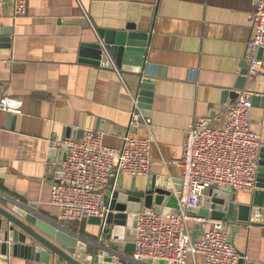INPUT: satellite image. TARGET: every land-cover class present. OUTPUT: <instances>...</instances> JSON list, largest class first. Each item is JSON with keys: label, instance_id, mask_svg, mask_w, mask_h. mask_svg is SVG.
Wrapping results in <instances>:
<instances>
[{"label": "crops", "instance_id": "1", "mask_svg": "<svg viewBox=\"0 0 264 264\" xmlns=\"http://www.w3.org/2000/svg\"><path fill=\"white\" fill-rule=\"evenodd\" d=\"M257 2L32 0L27 14L16 20L8 4L0 2V104H22L19 112L0 108V205L12 213L21 205L59 224L58 209L50 203L61 162L53 153L55 142L80 138L92 129L104 133L106 146L121 147L142 78L152 86L150 102L143 103L147 109H142L152 127L142 124L131 134L152 141L151 174L124 176L118 187L142 191L157 179L160 187L176 188L182 169L174 162L182 158L189 125L196 118L213 119L244 91L261 96L249 119L264 142V70L241 80ZM129 26L148 36L144 62L134 56L122 68L114 62L105 68L82 56L86 44L99 42V31L132 32ZM260 161L261 152L258 165ZM256 190L229 192L235 204L249 205ZM110 193L111 185L106 195ZM252 222L254 216L236 234L234 226L226 225L228 236L247 263H264V226ZM191 227L197 229L193 222ZM64 228L96 244L102 233L88 220ZM131 228L107 225L103 244L110 246L113 235L125 245L134 244ZM1 244L0 264H43L15 257L10 249L3 255ZM42 250L50 255L49 264H69ZM88 250L92 255L94 248ZM117 251L125 257L122 264H133L124 248ZM195 262L202 264V256Z\"/></svg>", "mask_w": 264, "mask_h": 264}, {"label": "built area", "instance_id": "2", "mask_svg": "<svg viewBox=\"0 0 264 264\" xmlns=\"http://www.w3.org/2000/svg\"><path fill=\"white\" fill-rule=\"evenodd\" d=\"M31 1L0 0L8 4L14 20L27 14ZM260 48H264V0L257 2L252 39L247 45L249 77L264 70V64L256 58ZM252 97L244 91L213 119L196 118L189 125L182 158L174 162L182 169L181 190L175 192L180 211L164 208L157 212L153 207L135 215V252L131 254L135 261L196 264L195 258L200 255L202 264H238L239 255L229 241L226 224L195 218L188 211L202 208V200L213 186L220 191L256 189L258 158L264 142L251 130ZM132 101L131 121L121 147L106 146L104 133L92 129L84 130L80 138L55 142L54 147L66 153L52 182L50 203L58 209V225L71 226L90 217L104 219L108 212L106 189L110 185L114 190L124 176H150L152 141L131 132L142 124L151 128V121L142 111L138 93ZM21 106L19 101L2 100L0 104V108L11 112H19ZM192 222L202 232L195 241Z\"/></svg>", "mask_w": 264, "mask_h": 264}, {"label": "water", "instance_id": "3", "mask_svg": "<svg viewBox=\"0 0 264 264\" xmlns=\"http://www.w3.org/2000/svg\"><path fill=\"white\" fill-rule=\"evenodd\" d=\"M128 31L132 32L99 31V42L86 44L81 51L82 56L88 59L89 63L102 65L105 68H112L113 62L117 68H122L124 60L134 56L140 57L141 61L144 62L148 36L133 32L135 31L134 26H129ZM256 58L264 63V48L258 50ZM248 68L249 65L245 62L241 77L242 82L246 80ZM238 88L241 89L242 86ZM150 90H152L150 81L142 78L137 92L142 108L147 109L143 103L150 102L147 100L148 97L152 96ZM260 97V94L254 95L252 104L258 102ZM53 153L59 154L60 161L66 159L65 149L60 150L54 147ZM175 187L170 190L160 187L157 179H150L145 190L142 191L136 190L135 187L126 190L117 186L111 190L109 195L105 196L108 207L106 217L104 219L90 217L88 222L100 226L102 230L107 225H114L116 228L132 226V235L134 236L136 217H132L131 220V214H138L143 209H151L154 206L157 212H162L164 207L180 211L178 198L175 195L176 191L181 190L180 179ZM256 187L258 190L253 193L249 205H237L232 201L233 197L229 191H220L216 186H213L209 191V197L203 198L202 208L189 210L188 213L198 219L222 221L228 226H234L235 234L240 231L239 228L242 225L250 223L252 216H254L253 226H264V148L261 149ZM17 206L18 210L13 209L15 215L0 205V243H2L1 253L3 255H6L10 249L11 254L15 257H27L32 261L49 264L50 255L42 250L43 247L69 264H122L125 257L117 250L124 248L130 254L135 252L134 244L125 245L123 240L118 239V236L113 235L114 240L110 246H106L102 242L103 236L101 235L99 243L96 244L58 224L48 222L29 208ZM31 208L34 207L31 206ZM201 233L200 229L194 230L193 241ZM9 241H11L10 244H8ZM229 241L233 244V236H229ZM88 246L94 248L93 254L90 256L88 255ZM237 253L239 255L238 264H257L247 263L245 254L240 251ZM127 260L133 264L152 263L150 261H146V263L137 262L132 257L127 258ZM155 264L168 263L159 261Z\"/></svg>", "mask_w": 264, "mask_h": 264}, {"label": "rangeland", "instance_id": "4", "mask_svg": "<svg viewBox=\"0 0 264 264\" xmlns=\"http://www.w3.org/2000/svg\"><path fill=\"white\" fill-rule=\"evenodd\" d=\"M155 207V206H154ZM156 208V207H155Z\"/></svg>", "mask_w": 264, "mask_h": 264}]
</instances>
